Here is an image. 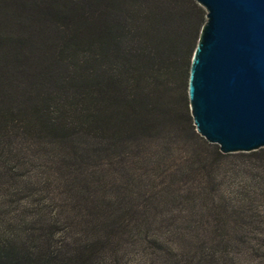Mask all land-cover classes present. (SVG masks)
<instances>
[{"label":"trees","instance_id":"trees-1","mask_svg":"<svg viewBox=\"0 0 264 264\" xmlns=\"http://www.w3.org/2000/svg\"><path fill=\"white\" fill-rule=\"evenodd\" d=\"M204 15L0 0V264H246L218 190L229 152L187 109Z\"/></svg>","mask_w":264,"mask_h":264},{"label":"water","instance_id":"water-1","mask_svg":"<svg viewBox=\"0 0 264 264\" xmlns=\"http://www.w3.org/2000/svg\"><path fill=\"white\" fill-rule=\"evenodd\" d=\"M205 19L186 95L194 130L221 152L264 146V0H195Z\"/></svg>","mask_w":264,"mask_h":264},{"label":"rangeland","instance_id":"rangeland-1","mask_svg":"<svg viewBox=\"0 0 264 264\" xmlns=\"http://www.w3.org/2000/svg\"><path fill=\"white\" fill-rule=\"evenodd\" d=\"M187 109L189 113L188 105ZM224 160L218 171L222 174L218 190L227 198L223 211L230 219L227 231L229 235L235 230L244 232L249 239L239 245L236 258L246 264H264V146L229 152ZM230 207L239 211L233 212Z\"/></svg>","mask_w":264,"mask_h":264}]
</instances>
